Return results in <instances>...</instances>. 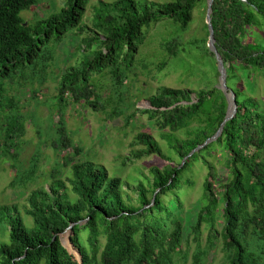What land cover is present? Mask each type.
<instances>
[{"label":"trees","instance_id":"1","mask_svg":"<svg viewBox=\"0 0 264 264\" xmlns=\"http://www.w3.org/2000/svg\"><path fill=\"white\" fill-rule=\"evenodd\" d=\"M41 1L0 0V158L12 161L17 172L12 187L35 180L40 158L35 154L30 169L20 171L17 162L27 117L22 100L10 90L14 85L41 87L56 59L57 46L70 32L84 35L81 45L86 50L94 45L98 49L86 55L79 67L67 68L60 76L57 99L61 107L69 102L86 103L100 111L104 80L111 77L119 102L110 117L123 115L121 104L126 96L118 88L134 76L138 39L145 27L162 20L172 28L163 45L162 65L178 68L189 63L185 80H192L185 88L160 87L149 100L151 108L137 109L127 117L129 123L138 112L149 114L166 141L169 155L151 134L137 136L145 147L134 150V157L157 154L167 161L164 167L150 169L152 177L139 167L131 169L137 176L124 177L81 157L83 149L75 145L61 112L52 146L67 154L51 168L48 186L33 189L23 206H0L6 237L0 238V264H174L184 234L175 209L185 205L180 187L193 158H201L209 171L193 233L198 239L204 225L211 229L209 248L199 247L193 264H205L204 257L216 247L213 239L219 233L229 252L225 264H264V106L249 90L251 83L264 78V0H214L216 45L238 110L222 134L193 155V150L217 134L229 109L226 93L216 85L220 72L216 55L208 47L207 23L206 36L185 40L194 10L201 2L208 8V0H98L91 23L84 22L91 0H64L57 12L31 24L21 13ZM207 60L213 61L212 69ZM193 78L197 89L192 88ZM215 148L223 151L215 155L224 158L228 170L219 190L215 187L218 170L211 160ZM174 157L179 159L175 164ZM220 209L221 231L217 228ZM70 230L71 248L62 238Z\"/></svg>","mask_w":264,"mask_h":264},{"label":"rangeland","instance_id":"2","mask_svg":"<svg viewBox=\"0 0 264 264\" xmlns=\"http://www.w3.org/2000/svg\"><path fill=\"white\" fill-rule=\"evenodd\" d=\"M97 1L91 0L88 4L84 22H92L98 6ZM147 1L163 3L170 0ZM63 5L64 0H42L36 7L22 11L21 15L31 24H35L39 20L45 19L52 13L57 12ZM206 21V2L205 4L201 2L194 10V20L185 34V40H189L192 37L206 36ZM150 28L151 30L147 34ZM171 33L172 28L165 23V20H162L159 24L152 23L145 27L143 36L138 39L139 54L137 55V64L132 74L134 76L127 84L118 88L123 92L125 91L124 94L126 96L125 103L121 104V108L124 109L125 113L118 117H110V113L116 107V102H119L118 91L112 85L111 77H107L104 80L105 89L99 102L100 107H104L100 111H96L86 103L69 102L68 105L63 104L62 107L58 103L57 96L59 95L58 85L60 76L67 68L79 67L86 55L98 49L94 45L86 50L81 45L84 35L76 36L70 32L63 43L57 46L56 59L48 71L47 81L41 87L30 84L25 87L13 86L10 90L11 95H15L17 99L22 100L21 107L24 115L27 117V133L22 140L20 160L17 162L18 167L22 173H25L30 169L31 161L35 154H39L40 160L35 180L27 186L12 187L11 182L17 172L11 167L12 161L0 158V206H23L33 189L42 185L48 186L51 168L67 154L56 152L52 146L53 139L56 137L61 112L75 145L83 149L81 157L93 160L96 164L104 165L111 172L116 170L124 177H127L131 173L137 176V172H131V169L139 167L142 173L152 177L150 169L153 166L164 167L167 164V161L157 154L144 156L143 158H136L132 155L134 150H141L145 147L137 140V136L140 133L151 134L164 147L166 146V141L163 139V134L155 120L149 114L138 112L137 116L132 118L129 123L127 117L136 112L137 109L143 111L151 108L149 100L158 93L160 87H189V82L192 78L188 79L189 82L185 80V76L190 74L189 63H185L178 68L162 65L165 62L163 45L165 39ZM207 61H209V68L212 69L213 61ZM219 78L220 76L215 78L216 85L220 84ZM193 79L196 81L192 88L197 89V79ZM207 85H210V83H207ZM250 86H252L249 89L252 95L264 106V78L259 77L256 83H251ZM36 88L39 89L38 93L33 92V89ZM70 97L69 95L68 98ZM193 97H196L195 93ZM111 99L113 103L110 104L108 100ZM164 149L166 150L167 148L165 147ZM215 149L211 160L216 164L218 170V180L215 183V187L216 190H219L220 184L224 182L228 175V170L224 165V158L222 156L218 157L223 151L220 148ZM70 151L73 150L70 149L67 152ZM166 152L167 155L170 154L168 149ZM215 153L220 154L215 155ZM262 155L264 158V152ZM126 157L131 159L126 161ZM174 160L175 164L179 159L174 157ZM208 174V168L201 158H193L188 170L183 174L180 195L185 205L182 209L175 210L183 221L184 234L182 245L174 255V264H193L194 254L198 248L200 247L203 250L209 248L211 229L208 225L203 226L202 234L198 239L193 233V225L196 224L199 212L204 204V182ZM188 179H191L194 183L192 185L184 184L183 182H186ZM170 198L168 196L165 199L168 201ZM221 215L222 210L220 209L217 224L219 231L224 226V220L221 218ZM4 226L5 222H0V238L3 239L6 238L4 237L5 232L2 233ZM72 233V230L66 231L62 237L64 244L69 248H71L70 236ZM213 240L216 243V247L210 249L209 253L204 257L205 264H225L228 260L229 252L224 248L220 233L218 238Z\"/></svg>","mask_w":264,"mask_h":264},{"label":"water","instance_id":"3","mask_svg":"<svg viewBox=\"0 0 264 264\" xmlns=\"http://www.w3.org/2000/svg\"><path fill=\"white\" fill-rule=\"evenodd\" d=\"M213 3H214V0H208L207 21H206V23L209 27L208 47L216 55V58L218 61V68H219V72H220V78H219L220 84L217 86L219 88H221L226 93V95L228 97V101H229V109H228L227 116H226L224 122L222 123L217 134L215 136H213L212 138L208 139L203 145H201L198 148H196L195 150H193L190 155H193L195 152H198L200 150V148H203L207 144L212 142L213 140H216L222 134L226 122L228 120L232 119L236 115L237 110H238V102L236 99V94L232 91H229V88L227 85V69L225 67L224 60H223L221 54L219 53L217 45H216L215 30H214V26L212 23ZM72 227H73V225H72Z\"/></svg>","mask_w":264,"mask_h":264}]
</instances>
